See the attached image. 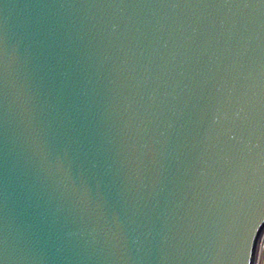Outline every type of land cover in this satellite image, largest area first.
Instances as JSON below:
<instances>
[{
  "label": "water",
  "instance_id": "obj_1",
  "mask_svg": "<svg viewBox=\"0 0 264 264\" xmlns=\"http://www.w3.org/2000/svg\"><path fill=\"white\" fill-rule=\"evenodd\" d=\"M261 224L264 0H0V264H253Z\"/></svg>",
  "mask_w": 264,
  "mask_h": 264
},
{
  "label": "built area",
  "instance_id": "obj_2",
  "mask_svg": "<svg viewBox=\"0 0 264 264\" xmlns=\"http://www.w3.org/2000/svg\"><path fill=\"white\" fill-rule=\"evenodd\" d=\"M261 233L257 240L253 264H261L262 259H264V229H262ZM260 243L261 245L259 246Z\"/></svg>",
  "mask_w": 264,
  "mask_h": 264
},
{
  "label": "snow or ice",
  "instance_id": "obj_3",
  "mask_svg": "<svg viewBox=\"0 0 264 264\" xmlns=\"http://www.w3.org/2000/svg\"><path fill=\"white\" fill-rule=\"evenodd\" d=\"M260 229H264V224H261L259 226V229L255 228V226H254L253 231L256 232V235H261L262 233L260 232ZM249 239L252 241L253 247L255 248L256 247V239L251 233L249 234Z\"/></svg>",
  "mask_w": 264,
  "mask_h": 264
},
{
  "label": "clouds",
  "instance_id": "obj_4",
  "mask_svg": "<svg viewBox=\"0 0 264 264\" xmlns=\"http://www.w3.org/2000/svg\"><path fill=\"white\" fill-rule=\"evenodd\" d=\"M261 264H264V262H261Z\"/></svg>",
  "mask_w": 264,
  "mask_h": 264
},
{
  "label": "rangeland",
  "instance_id": "obj_5",
  "mask_svg": "<svg viewBox=\"0 0 264 264\" xmlns=\"http://www.w3.org/2000/svg\"><path fill=\"white\" fill-rule=\"evenodd\" d=\"M262 262H264V259H262Z\"/></svg>",
  "mask_w": 264,
  "mask_h": 264
},
{
  "label": "bare ground",
  "instance_id": "obj_6",
  "mask_svg": "<svg viewBox=\"0 0 264 264\" xmlns=\"http://www.w3.org/2000/svg\"><path fill=\"white\" fill-rule=\"evenodd\" d=\"M261 245V243L259 244V246Z\"/></svg>",
  "mask_w": 264,
  "mask_h": 264
}]
</instances>
